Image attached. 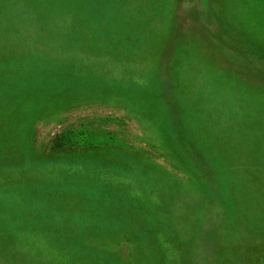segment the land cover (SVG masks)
Masks as SVG:
<instances>
[{"label": "rangeland", "instance_id": "374dc122", "mask_svg": "<svg viewBox=\"0 0 264 264\" xmlns=\"http://www.w3.org/2000/svg\"><path fill=\"white\" fill-rule=\"evenodd\" d=\"M0 264H264V0H0Z\"/></svg>", "mask_w": 264, "mask_h": 264}]
</instances>
